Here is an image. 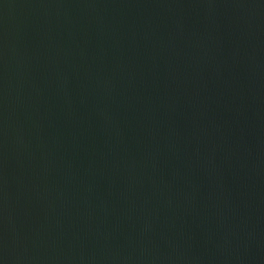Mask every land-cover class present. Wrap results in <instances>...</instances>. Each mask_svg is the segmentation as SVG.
Returning a JSON list of instances; mask_svg holds the SVG:
<instances>
[{"label":"water","instance_id":"95a60500","mask_svg":"<svg viewBox=\"0 0 264 264\" xmlns=\"http://www.w3.org/2000/svg\"><path fill=\"white\" fill-rule=\"evenodd\" d=\"M0 264H264V0H0Z\"/></svg>","mask_w":264,"mask_h":264}]
</instances>
